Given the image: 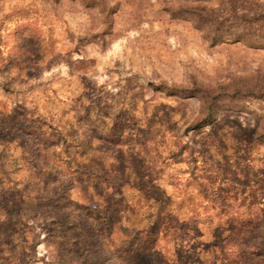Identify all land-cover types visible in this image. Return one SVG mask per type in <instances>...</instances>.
I'll return each instance as SVG.
<instances>
[{"label": "rangeland", "instance_id": "374dc122", "mask_svg": "<svg viewBox=\"0 0 264 264\" xmlns=\"http://www.w3.org/2000/svg\"><path fill=\"white\" fill-rule=\"evenodd\" d=\"M198 2L0 0V264H264V47L171 15ZM106 170L164 179L140 255Z\"/></svg>", "mask_w": 264, "mask_h": 264}, {"label": "crops", "instance_id": "0c3cea01", "mask_svg": "<svg viewBox=\"0 0 264 264\" xmlns=\"http://www.w3.org/2000/svg\"><path fill=\"white\" fill-rule=\"evenodd\" d=\"M111 170V169H110ZM148 171V170H147ZM108 170H106V173ZM106 173L104 171L99 172V174L95 173L94 175H85L88 180L86 182H90L92 184L91 189H99V195L104 197L105 202V208L114 210L118 213V217L115 220V226H114V233L113 235L117 238V242H124L122 237H130L131 241L134 242L132 245L134 246L132 248L131 255H140L141 254V248L139 247V236L149 238L152 236L154 238V234H150L151 229V219L154 217L155 210H156V204L158 199L156 195L154 194V189L157 188L156 183H159L160 181H164V179L159 178L158 176L154 174H150L149 172H143L141 175L139 174L137 176V179L139 180H133L130 181V179L126 176L123 180H116L113 179V174L111 172H108L110 174L108 180H106ZM83 179L80 182V187H83ZM85 182V180H84ZM109 182L111 185H116V189H119L116 193V195L119 196L118 203L116 206H112V202L108 201V198L113 197L111 189H109V186L107 184ZM115 184H114V183ZM89 186H84L83 189L87 190ZM76 189H80L76 187ZM89 192L86 195L87 200L88 198H92L94 194L92 192ZM156 190V189H155ZM93 195V196H92ZM76 196H79L77 193ZM111 203V204H110ZM165 203H163L164 205ZM113 211V212H114ZM175 228V227H172ZM165 237V235H162ZM202 233L200 237H197L195 240V245L193 249L196 252H202L203 248H200L201 245L205 243L202 239ZM119 239V240H118ZM137 241V244H136ZM156 241L152 239V242ZM207 245H211L212 249H215L217 247V243L215 241H206ZM118 245V244H117ZM121 246V245H119ZM217 249V248H216ZM147 251H150L149 249ZM145 252V251H143ZM191 253V252H190ZM181 256H184V251L181 252ZM200 259V263H203V259L200 256L198 260ZM136 262H138V259H135Z\"/></svg>", "mask_w": 264, "mask_h": 264}, {"label": "trees", "instance_id": "16d2710c", "mask_svg": "<svg viewBox=\"0 0 264 264\" xmlns=\"http://www.w3.org/2000/svg\"><path fill=\"white\" fill-rule=\"evenodd\" d=\"M218 2V8L201 2L184 3L172 8L171 15L191 19L195 26L202 30L211 45L233 40L243 41L252 47H264V2L260 9L252 8L251 5L255 2L249 0ZM204 123H207L206 119L199 121V124ZM216 251L213 253L216 254L217 261H224L226 257L222 255L220 248L218 252Z\"/></svg>", "mask_w": 264, "mask_h": 264}]
</instances>
